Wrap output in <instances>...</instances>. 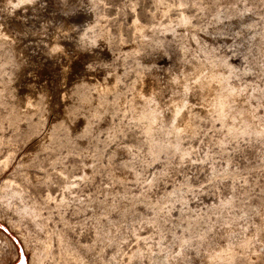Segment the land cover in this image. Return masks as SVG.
<instances>
[{
    "label": "rangeland",
    "instance_id": "obj_1",
    "mask_svg": "<svg viewBox=\"0 0 264 264\" xmlns=\"http://www.w3.org/2000/svg\"><path fill=\"white\" fill-rule=\"evenodd\" d=\"M1 1L0 22L19 46L20 57H24L27 62L25 69L22 68L24 74L21 70V78H18V83L16 81V90L21 96L31 85L33 91L30 93L33 95L46 87L49 91H46L47 102L54 107L50 111L44 110L43 103L37 98L33 111L35 114L27 115L21 124V132L19 130L15 135L17 147L16 143L10 147V151L15 152L13 162L10 161L6 169H0V182L5 177H11L25 189L30 202L33 199L40 204L41 216L49 220L40 232L51 236L53 247L57 246L56 233L62 231L70 241L88 244L92 249L90 255L95 260L114 256L113 264L118 258L116 264H126V258L129 257L126 255L139 246L137 248L143 249L141 264H149L150 248L156 256L170 252L169 255H159L162 264H202L201 256L205 252H213L210 250L215 251L225 242L227 225L219 224V219L220 206L226 204L227 215L233 219L235 227L245 228L246 231L242 230L251 240L245 251L238 245L236 249L234 246L233 250H238L237 253L234 251L238 254L233 260L234 264H264V136L242 134L238 137L225 136L222 140L226 128L222 127L223 131L218 120L200 117L196 110L194 113L197 116L192 118L193 127L196 128H193V134L184 132L180 146L173 148L174 151L163 149L153 155L146 142L147 136L141 130L144 121L134 119L132 109L129 110L132 108V86L139 77L145 81L143 88H147V83L154 80L165 87L169 76L180 73L181 68L188 69L190 62L196 59L205 63L208 58L218 59L223 55L234 67L235 73H232L230 81L240 87L246 86V91L250 93L253 85H262L261 88H264V63L260 62L258 54L264 49V0H167L171 8L166 13L157 10L152 0H35L33 5L29 3V7H24L25 10L21 5L19 8ZM245 4L252 12L244 11ZM183 11L189 18V29L194 33L180 28L178 16ZM94 19L93 29L89 26L84 30L82 26L94 22ZM135 20L146 27L141 33L148 35L138 32V36L134 31ZM171 28L177 30V34ZM103 32L105 36L93 43L95 36ZM63 34L69 37L65 39ZM176 35L178 38L181 36L184 47L180 46ZM57 38L62 43V49L54 53L50 51V46ZM8 45L0 42V66L12 70L16 67V57ZM133 47L137 48L134 50ZM204 47L208 49L204 50ZM62 70H65L64 74ZM110 76L115 77L117 86L114 85L104 95V100L99 96L95 98L92 79L101 81ZM71 88L74 93L72 91L73 96L69 97L68 90ZM169 89L165 91L163 101L168 100L172 90ZM84 93L87 97L90 95L89 99ZM96 99H99L100 104ZM70 101L73 103H70L72 112L70 110V115L67 113L69 118L66 114L65 120L72 122L70 131H66L65 122L62 123L65 126L61 124V109ZM91 102L97 107L91 106ZM118 103L120 106L122 104L119 108ZM74 104L77 111L73 110L76 109ZM258 106L259 113L264 114V106ZM199 107H202L201 104ZM5 112V107L0 106V114L4 115ZM72 113H75L73 117ZM1 126L8 130L7 120H3ZM34 127L35 130L40 129L36 130L38 133ZM47 131L53 135L52 150L38 149L29 165H25V168L18 165L20 156L43 138ZM4 149L0 156L7 152ZM24 171L28 172L29 178ZM83 171L88 172L87 176ZM131 172L135 174L133 178ZM179 185H182V189ZM225 200L231 202L229 206ZM10 208L6 205L2 207L3 217L0 216V264H15L21 259L29 264L30 248L38 245L37 234L19 222L29 246L27 248L15 229L8 224L16 220ZM231 214L237 216L232 217ZM132 218L134 220L131 221ZM105 235L108 239H105ZM181 242L180 247L178 245ZM115 252H119L118 256ZM86 257L87 254L85 257L83 255L84 260ZM172 258L175 261H171ZM42 264H52V261L47 258ZM91 264L97 263L94 261Z\"/></svg>",
    "mask_w": 264,
    "mask_h": 264
},
{
    "label": "bare ground",
    "instance_id": "obj_2",
    "mask_svg": "<svg viewBox=\"0 0 264 264\" xmlns=\"http://www.w3.org/2000/svg\"><path fill=\"white\" fill-rule=\"evenodd\" d=\"M40 1V0H39ZM154 1L155 7H157V10L159 9L161 12H168L170 7V3L167 0H152V2ZM180 2V0H178ZM177 1V2H178ZM185 1V0H184ZM181 1V2H184ZM245 1V0H243ZM3 4H12L14 6H19L21 5V7H23V9L25 10V8L28 6L29 7V3H31L33 5V2H35V0H2L1 1ZM174 2V1H173ZM180 5H182V3H179ZM221 2V1H220ZM225 2V1H224ZM186 3V2H185ZM195 3V2H194ZM227 3V2H226ZM225 3V4H226ZM2 4V5H3ZM30 4V5H31ZM90 4V3H89ZM88 4V5H89ZM94 4V2H93ZM173 4V3H172ZM171 4V6H172ZM177 4V3H176ZM177 4V5H178ZM199 4V3H198ZM222 4V2H221ZM31 5V6H32ZM37 4H35L36 6ZM133 5V4H132ZM13 6V7H14ZM90 6V5H89ZM94 6V5H92ZM179 6V5H178ZM184 6V4H183ZM225 6V5H224ZM227 6V5H226ZM246 6V4H245ZM250 6V5H249ZM4 7V6H3ZM5 7H8L7 5ZM10 7V6H9ZM25 7V8H24ZM33 7V6H32ZM180 7V6H179ZM2 8V7H1ZM20 8V6H19ZM174 8V7H173ZM185 8V7H184ZM243 8V7H241ZM15 9V8H14ZM180 9V8H178ZM238 9V8H237ZM244 9V8H243ZM8 10V9H7ZM226 10V9H225ZM228 10V9H227ZM226 10V11H227ZM247 10H250L252 12L251 8H247V6L245 7V12ZM258 10V9H257ZM179 11V10H178ZM233 10H231L232 12ZM238 11V10H237ZM241 11V9L239 10ZM238 11V14H239ZM243 11V10H242ZM243 11V12H244ZM256 11V9H255ZM9 11H7L8 13ZM229 12V11H228ZM242 12V13H243ZM20 13V12H19ZM18 13V14H19ZM154 13V12H153ZM157 13V12H156ZM163 13V14H164ZM237 13V12H236ZM241 13V12H240ZM254 13V10H253ZM257 13V12H256ZM259 13V12H258ZM257 13V14H258ZM11 14V13H10ZM152 14V13H151ZM216 14V13H215ZM228 14V13H227ZM231 14V13H230ZM261 14V13H260ZM217 15V14H216ZM215 15V17H216ZM225 15V14H224ZM229 15V14H228ZM233 14H231L232 16ZM262 15V14H261ZM24 16V15H23ZM154 16V15H153ZM241 16V14H240ZM7 17V16H6ZM10 17V16H9ZM136 17V16H135ZM180 19V25L182 28V30L187 31V29H189L190 27V23H189V18L188 16L185 14V12H181L180 16H178ZM218 17V15H217ZM216 17V18H217ZM226 17V16H225ZM224 17V18H225ZM230 17V16H229ZM228 17V19H229ZM221 19V17H219ZM232 18V17H231ZM264 18V17H262ZM134 19V18H133ZM132 19V20H133ZM136 19V18H135ZM215 19V18H214ZM219 19V21H220ZM226 19V18H225ZM139 20V19H138ZM218 20V18H217ZM177 21V20H176ZM92 22V23H91ZM179 22V21H178ZM91 23V24H90ZM93 23H95V19L94 22L90 21L89 23H85L83 29L85 30V28L87 27H91L93 29ZM134 24V28L136 31V33L138 34V32L141 33V31H143V29H146V27L144 25H142L140 22L136 21L133 22ZM81 25V24H80ZM79 25V26H80ZM83 25V24H82ZM97 25V23L95 24ZM147 25V24H146ZM76 26V25H75ZM74 28L77 29V26ZM101 26V25H99ZM161 26V25H159ZM165 26V25H164ZM173 26V25H172ZM179 25L177 24V27ZM6 27V26H5ZM102 27V26H101ZM133 27V26H132ZM145 27V28H144ZM173 28V27H172ZM171 28V29H172ZM179 28V29H180ZM194 28V27H193ZM191 27V29H193ZM198 28V27H197ZM80 29V28H79ZM161 29V28H160ZM167 29V28H166ZM165 29V30H166ZM169 29V28H168ZM195 29V28H194ZM87 30V29H86ZM95 30V29H94ZM100 30H103L100 28ZM155 30V28H154ZM164 30V31H165ZM170 30V29H169ZM168 30V31H169ZM190 30V29H189ZM196 30V29H195ZM82 31V30H81ZM107 31V30H106ZM171 31V30H170ZM173 31V29H172ZM175 31L177 32V30H174L173 32L175 33ZM192 31V30H190ZM98 32V31H97ZM193 32V31H192ZM139 33V34H140ZM194 33V32H193ZM196 33V32H195ZM69 34V33H68ZM86 34V33H85ZM107 34V33H105ZM138 34V36H139ZM142 35H144V33H141ZM177 34V33H175ZM174 34V35H175ZM65 35V39L66 38V34ZM141 35V37H142ZM148 35V34H145ZM144 35V36H145ZM179 35V34H178ZM178 35H176L177 39L180 40V46L184 47V41L183 39L181 40L180 37L178 38ZM258 35V34H257ZM60 36V35H59ZM62 36V35H61ZM104 32L103 33H98L97 36H95V38L93 39V43H97L96 41L99 40V38L101 39V37H104ZM143 36V37H144ZM173 36V35H172ZM253 36V35H252ZM64 37V36H63ZM69 37V35L67 36ZM174 37V36H173ZM60 38V37H58ZM54 39L52 41L51 44V49L50 51H54L58 52L60 51V49H62L61 45L62 43L59 41V39ZM196 38V37H195ZM258 38V37H257ZM104 40L106 38H103ZM102 39V41H104ZM140 39V38H139ZM176 40V39H175ZM256 40V39H255ZM62 41V40H61ZM100 41V40H99ZM0 42L9 44L11 46V48L13 49L14 53H15V57H16V67H14V69L12 70H6L3 67L0 66V106H4L6 112L4 113V115L0 114V153L2 152V150L4 148H6L7 152L5 154H3L2 156H0V169H6V167L10 164V161H12V157L14 156L13 151H10V147L12 145H14L16 143V136L21 128V124L23 122H25L24 120L26 119L27 115H29L30 113L32 114L33 111L35 112L34 108H35V103L37 101V98L39 97L40 101L43 103L44 106H42L43 108H45L44 110H48L50 111L52 109V106L47 102V94L46 93V87L41 88L39 90V92L37 93H33V95H31L33 90L31 89V85H28L26 88V91L28 92H24V94H22L21 96L18 94L16 88V81L18 80V78L22 75L21 73L24 74V71L22 70V68L25 67V63L26 59H24V57H20L22 56L21 54L19 55L20 51L18 49L19 46L16 45L14 38L9 35L6 31V29L2 26V23L0 22ZM48 42V41H47ZM258 42V41H257ZM49 44V45H50ZM257 44V43H256ZM8 45V46H9ZM47 46V45H46ZM135 46V45H132ZM187 46V45H186ZM252 46V45H251ZM132 48V47H131ZM134 48V47H133ZM137 48V47H135ZM134 48V50H135ZM208 49L204 47V50ZM46 50V49H45ZM49 50V49H48ZM131 50V49H130ZM184 50V49H181ZM202 50V48H201ZM260 50V49H259ZM137 51V50H136ZM135 51V53H136ZM133 52V51H131ZM130 52V53H131ZM206 53L208 51H205ZM212 52V51H211ZM50 53V52H49ZM210 54V52H208ZM93 54V53H92ZM257 54V53H256ZM260 55V62L264 63V49H262L259 53ZM122 55V53H121ZM120 55V56H121ZM125 55V54H124ZM185 55V54H184ZM202 55V54H201ZM204 55L206 56L207 54L204 53ZM213 55V54H212ZM211 55V56H212ZM93 56V55H92ZM96 56V54H95ZM204 56V58H205ZM210 56V55H209ZM216 56V55H215ZM258 56V55H257ZM124 57V56H123ZM218 57V56H216ZM223 57V55H222ZM221 56L218 59H209L207 56L206 58H208L206 60L205 63H202L201 61H197L193 60L190 62V65H188V69H182L180 70V73H173L171 76H169V78L167 79V82L165 83V87H162L161 84L159 83V81H151L148 84L147 88H143V85L145 83L143 77H139V79L133 84V89H132V96H131V106L130 107V111L132 109V116L134 117V119L136 118L137 120H143L144 121V125H143V130L144 133L146 134V138L148 139V144H149V148L150 151L153 155H156L160 150L162 151L163 149H166V151L173 149L175 147H178L179 143H180V139H181V135H185L183 134L184 132H191L193 134L194 130H193V125L194 123L192 122V118L195 115V111L197 110V114L199 113L200 117L203 118H210V119H215L218 120V122H220V126L222 129V127L226 128V134H222L225 136H229V137H238L239 135L242 134H251L256 136L262 135L264 136V114H260L259 111L257 110V106L258 105H262L264 106V88H261V86L259 85H253L252 88V92H248L246 91V86L244 87H240L236 84H234L232 81H230V77L231 75H233L232 73L234 72V67L227 61L225 60V56L222 58ZM184 58V56H183ZM94 59V58H93ZM185 60V59H184ZM187 60V59H186ZM2 63V61L0 62ZM185 63V62H184ZM4 64V63H3ZM260 66V64H259ZM6 67V66H5ZM184 68V67H183ZM25 69V68H24ZM21 70L23 72H21ZM190 70V71H189ZM21 72V73H20ZM62 73H65V70H62ZM235 73V72H234ZM264 73V72H262ZM21 74V75H20ZM140 75V73L138 74ZM141 76V75H140ZM21 78V77H20ZM26 78V77H25ZM83 78V77H81ZM80 79V78H79ZM78 79V80H79ZM85 79V78H84ZM91 79V78H90ZM137 79V78H136ZM21 80V79H20ZM82 80V79H81ZM80 80V81H81ZM94 80L93 85H94V90H95V98H98V96L100 98H104V95L106 93H108L113 87L114 85H116L115 83L117 81H115V77L114 76H110V78H105L102 79L101 81H97L95 78L92 79ZM100 80V79H99ZM78 81V82H80ZM89 82V83H90ZM18 83V81H17ZM261 83V82H260ZM91 84V83H90ZM132 84V83H131ZM177 86H176V85ZM92 85V84H91ZM45 86V85H44ZM77 86V85H76ZM117 86V85H116ZM115 86V87H116ZM167 86V87H166ZM176 86V87H174ZM33 87V86H32ZM38 87V86H37ZM73 88V87H72ZM72 88L68 90V95L69 97H72ZM92 88V87H91ZM167 88H170L172 90H170V95L168 97L167 101H163L165 99L164 98V93L167 90ZM76 89V88H75ZM74 89V90H75ZM115 89V88H114ZM262 89V90H261ZM21 90V89H20ZM77 90V89H76ZM93 90V91H94ZM55 91V90H54ZM57 91V90H56ZM81 90H79L80 92ZM86 91V90H85ZM84 91V92H85ZM49 92V91H47ZM76 92V91H75ZM78 92V91H77ZM83 92V90H82ZM89 92V91H88ZM114 92V90H113ZM116 92V91H115ZM74 93V91H73ZM81 93V92H80ZM59 94V93H58ZM64 94V93H63ZM85 94V93H84ZM83 94V95H84ZM87 94V91H86ZM85 94V95H86ZM90 94V93H89ZM167 94V93H166ZM175 94V95H174ZM66 95V94H65ZM82 95V96H83ZM93 95V94H92ZM108 95V94H107ZM120 94H118L117 96H119ZM242 95V96H241ZM63 96V95H62ZM81 96V95H80ZM90 96V95H89ZM88 96V97H89ZM116 96V95H115ZM121 96V95H120ZM119 96V98H120ZM168 96V95H167ZM66 97V98H69ZM87 97V95H86ZM85 97V98H86ZM87 97V98H88ZM65 98V96H64ZM86 98V99H87ZM93 98V99H95ZM106 98V97H105ZM104 98V99H105ZM116 98V97H114ZM166 98V97H165ZM72 98H69V100H71ZM83 100H85L84 98H82ZM89 99V98H88ZM103 99V100H104ZM199 99V100H196ZM61 100V99H60ZM68 100V99H65ZM64 100V101H65ZM68 100V101H69ZM91 100V97H90ZM89 100V101H90ZM97 100V99H96ZM99 100V99H98ZM97 100V102H98ZM111 100V99H110ZM114 100V99H113ZM120 100V99H119ZM118 100V101H119ZM123 101V99H121ZM125 100V99H124ZM63 101V102H64ZM129 101V100H128ZM51 102V101H50ZM66 102V101H65ZM100 102V101H99ZM98 102V104H100ZM111 102V101H110ZM115 102V101H114ZM114 102H112V104L114 105ZM120 102V101H119ZM70 103H72L71 101L69 103H65L63 105V109H61V113H63V120L61 121V124L63 122H65L66 131H70L71 129V123L72 120L70 122H67L66 119V114L70 112ZM92 103V102H91ZM103 103H106V101H104ZM117 103V102H116ZM123 103V102H121ZM129 103V102H128ZM53 104V103H52ZM73 104V103H72ZM88 106H90L89 103H87ZM86 104V105H87ZM109 104V103H108ZM107 104V105H108ZM125 104V103H123ZM199 104H201L202 107H199ZM41 105V104H40ZM62 106V103L60 104ZM75 105V104H74ZM73 105V106H74ZM93 105V103L91 104V106ZM105 105V104H103ZM118 108H119V103L117 104ZM129 105V104H127ZM39 106V105H38ZM37 106V107H38ZM87 106V107H88ZM90 106V107H91ZM95 107H97V105H93ZM122 106V104H121ZM120 106V107H121ZM36 107V108H37ZM54 107V106H53ZM72 107V106H71ZM76 107V105H75ZM94 107V108H95ZM99 107V106H98ZM101 107V106H100ZM116 107V106H113ZM259 107V106H258ZM89 108V107H88ZM104 108V106L102 107V109ZM108 108V106H107ZM93 109V108H92ZM123 109V108H122ZM37 110V109H36ZM54 110V109H53ZM74 111H77V107L76 109H73ZM100 110V109H97ZM118 110V109H117ZM125 110V109H124ZM73 111V112H74ZM103 112V110H100V112ZM55 112V111H54ZM72 112V110H71ZM264 112V111H262ZM46 113V111H45ZM94 113V112H93ZM35 114V113H33ZM103 114V113H102ZM43 115V114H42ZM45 115V114H44ZM43 115V116H44ZM70 115V113H69ZM73 115H75V113H72V117ZM131 115V114H130ZM68 116V114H67ZM77 116V115H76ZM131 116V117H132ZM197 116V115H195ZM198 116V119H199ZM29 117H32V115H30ZM71 117V118H72ZM132 117V118H133ZM44 118V117H43ZM41 118V119H43ZM69 118V116H68ZM31 118H29L28 121H30ZM133 119V120H134ZM195 119V117H194ZM3 120H7L9 127L8 130H5L3 128V126H1V122ZM45 120V119H43ZM26 121V122H28ZM69 121V120H68ZM142 121V122H143ZM204 121V120H202ZM210 121V120H209ZM213 121V120H211ZM37 122V121H36ZM137 122V121H136ZM141 122V123H142ZM216 122V121H215ZM40 123H42L40 121ZM37 123V124H40ZM140 123V121H139ZM196 123V122H195ZM213 123V122H212ZM4 124V123H3ZM31 124V123H30ZM36 124V125H37ZM32 125V124H31ZM63 126H65L64 124H62ZM85 125V124H84ZM142 125V124H141ZM5 126V125H4ZM30 126V125H29ZM38 127H40L39 125H37ZM53 126V125H52ZM195 126V125H194ZM32 127V126H31ZM37 127V128H38ZM86 127V125H85ZM36 127H34L35 130ZM31 129V128H30ZM50 129V128H49ZM54 129V128H53ZM196 129V128H194ZM37 130V129H36ZM35 130V131H36ZM40 130V129H38ZM37 130V131H38ZM52 130V128H51ZM223 130V129H222ZM25 131V130H24ZM31 131V130H30ZM33 131V130H32ZM36 131V132H37ZM193 131V132H192ZM224 131V130H223ZM21 132V130H20ZM26 132V131H25ZM34 132V133H36ZM51 132V131H50ZM49 131H47V133L45 134V136L43 138H40V140L34 144H32V147H30V149L28 151H26V153H24L22 156H20L19 160H18V165L20 166H24L25 165H29V163H31L33 161V158L35 157L37 150L41 148H46L44 150H47V148H51L52 150V136L51 133ZM17 133V134H16ZM38 133V132H37ZM20 134V133H19ZM53 134V133H52ZM190 134V133H188ZM23 135V133H22ZM31 135V133H30ZM29 135V137H30ZM33 135V134H32ZM144 135V134H143ZM18 137V136H17ZM23 137V136H22ZM27 139H28V135H26ZM33 137V136H31ZM36 137V135H35ZM261 137V136H260ZM19 138V137H18ZM17 138V139H18ZM220 138V139H221ZM227 138V137H226ZM259 138V137H258ZM224 138H222L223 140ZM229 139V138H228ZM24 140V139H23ZM26 140V138H25ZM51 140V142H50ZM219 140V139H218ZM226 140V139H225ZM29 140L26 141V143ZM24 142V141H23ZM218 142V141H217ZM223 142V141H222ZM225 143V142H224ZM19 144V143H18ZM22 144V143H20ZM221 144V141L220 143ZM223 145V144H222ZM54 146V144H53ZM180 146V145H179ZM221 146V145H220ZM17 147V143L16 146ZM14 147V148H15ZM148 147V146H147ZM54 148V147H53ZM148 148V149H149ZM13 149V148H12ZM168 149V150H167ZM178 149V148H176ZM186 149V148H185ZM5 150V149H4ZM50 150V149H49ZM174 151V149H173ZM183 151V150H182ZM181 151V152H182ZM190 151V150H189ZM176 152H180L177 151ZM4 153V152H3ZM115 153V152H114ZM172 153V152H171ZM174 153V152H173ZM184 153V152H183ZM190 154V153H189ZM188 154V155H189ZM183 155V154H182ZM187 156V155H186ZM13 162V161H12ZM11 162V163H12ZM1 171V170H0ZM4 171V170H3ZM2 172V171H1ZM25 172V171H24ZM84 173V171H83ZM88 173V172H87ZM86 172L84 173L85 175L87 174ZM132 173V172H131ZM134 173H132V178L134 177ZM25 176L28 177V172H25ZM47 176V175H46ZM45 176V177H46ZM87 176V175H86ZM35 177V176H34ZM82 177V176H81ZM116 177H120L117 176ZM29 178V177H28ZM39 178V177H38ZM38 178H35L36 180ZM84 178V177H83ZM87 178V177H86ZM131 178V177H130ZM76 179V178H75ZM80 179V178H79ZM43 180V179H42ZM45 180V178H44ZM38 181V180H37ZM71 182V181H70ZM74 182V181H73ZM70 185V184H69ZM185 185V184H184ZM68 186V185H67ZM180 186V185H179ZM182 186V185H181ZM180 186V187H181ZM72 188V187H71ZM182 189V187H181ZM25 190V189H24ZM23 190V188L19 185V183H17L14 179H11V177H5L3 178V180L0 182V216L3 215L2 213V207H4L6 205V207H11L14 214L16 215V220L14 219V221H9L8 224L11 228L15 229L16 233L19 235V238H21V241H24L26 247H27V242L24 236V233L21 232L20 230V223H23V225L29 229L34 231L37 235H36V243L38 244L37 246H35L34 248H30V256H29V264H42L44 262V260L47 258H49L52 261V264H91L94 261H96L97 264H113V257H109L108 259H104V258H99L95 260V258L91 257L90 254H92L90 252V249L86 244L81 245L80 243H74L72 241L69 240V238H67L65 236L66 233L59 231L56 233L55 236H57V246L53 247L52 245V240H51V236H48L46 233H41L42 230L45 227V223H47L46 217H43V215L41 216V211H40V207L38 205L37 202H34L32 199V202H30L28 200V196L26 195L27 193ZM71 190V189H70ZM174 190V189H173ZM27 191V190H26ZM178 191V190H177ZM173 192V191H171ZM62 199V197H61ZM183 199V197H182ZM65 200V199H64ZM229 200V199H228ZM36 201V200H35ZM138 201H140L138 199ZM149 201V200H147ZM182 201V200H181ZM231 201V200H229ZM60 202V201H59ZM58 202V203H59ZM120 202V201H119ZM133 202V201H129ZM142 202V201H141ZM144 202V201H143ZM186 201H184L185 203ZM227 201L225 200V203ZM57 203V204H58ZM63 204V201L61 200V202ZM125 203V202H124ZM123 203V205H124ZM128 203V204H129ZM151 203V202H150ZM158 203V202H157ZM187 203V202H186ZM221 203V202H220ZM224 203V202H223ZM224 203V204H225ZM228 206L230 205L229 203L231 202H227ZM120 204V203H119ZM132 204V203H131ZM134 204V203H133ZM145 204V203H144ZM148 204V203H147ZM155 206L156 203L154 202ZM159 204V203H158ZM222 204V203H221ZM122 205V206H123ZM146 205V204H145ZM144 205V206H145ZM188 205V204H187ZM226 205V204H225ZM225 205H221L220 206V222L221 225H227L226 227V238H225V242L222 246H220L218 249L214 250H210L213 252H205V254L201 257H203L201 263L202 264H234V259L235 257L238 255L236 254L238 250H233L234 246L238 245V248H242L245 251V247H247L248 243L251 241L248 237H246L245 235V228L239 229L237 227H235V225L233 224V219L227 215L226 212V207ZM56 206V204H55ZM62 206V205H59ZM58 206V208H59ZM120 206V207H122ZM154 206V205H153ZM154 206V207H155ZM117 207V206H116ZM127 207V206H126ZM125 207V209H127ZM130 207V206H129ZM133 207V206H132ZM131 207V208H132ZM148 207V206H146ZM159 207V205H158ZM189 207V206H188ZM10 208V209H11ZM57 208V206H56ZM190 208V207H189ZM6 209V208H5ZM9 209V208H8ZM54 209V208H53ZM118 209H120L118 207ZM218 209V208H217ZM188 210V208H187ZM186 210V211H187ZM190 210V209H189ZM219 210V209H218ZM9 212V211H8ZM124 212V211H121ZM188 213V212H187ZM190 214V213H189ZM229 214V213H228ZM219 215V214H218ZM235 215V214H231ZM189 216V215H187ZM237 216V215H235ZM3 217V216H2ZM142 217V214H141ZM190 217V216H189ZM234 217V216H232ZM1 218V217H0ZM140 218V216H139ZM138 218V219H139ZM156 218V217H155ZM192 218V217H191ZM100 219V218H99ZM134 219H137L134 218ZM133 218L131 219L134 220ZM142 220V218H140ZM195 219V217L193 218ZM236 219V217H235ZM234 219V220H235ZM62 220V219H61ZM144 220V217H143ZM152 220V219H151ZM157 220V218H156ZM159 220V219H158ZM197 220V219H196ZM218 220V221H219ZM64 221V220H63ZM155 221V220H154ZM160 221V220H159ZM157 221V222H159ZM162 221V220H161ZM65 222V221H64ZM195 222V221H194ZM66 223V222H65ZM62 224V223H61ZM155 224V222H154ZM197 224V222L195 223ZM47 225V224H46ZM68 225V224H67ZM98 225V223H97ZM100 225V224H99ZM157 225V224H156ZM66 226V225H65ZM104 226V225H103ZM162 226V225H161ZM164 226V225H163ZM182 226V224H181ZM240 226V225H239ZM62 227V226H61ZM100 227V226H99ZM185 227V226H184ZM188 227V226H187ZM67 228V227H66ZM98 228V227H96ZM103 228V227H102ZM248 228V227H247ZM54 230V228H52ZM62 229V228H61ZM99 229V228H98ZM59 230V229H58ZM182 230H184V228H182ZM185 230H187L185 228ZM41 231V232H40ZM55 231V230H54ZM54 231L52 232L54 235ZM98 231V230H97ZM97 231H95L97 233ZM100 231V230H99ZM98 231V232H99ZM104 232V231H103ZM109 232V231H108ZM159 232V231H158ZM255 232V231H253ZM258 232V231H256ZM99 234V233H98ZM98 234H96L97 236H99ZM103 235V233H101ZM107 234V233H106ZM173 234V233H172ZM175 234V232H174ZM256 234V233H255ZM255 234H253L255 236ZM51 235V234H49ZM176 235V234H175ZM178 235V234H177ZM106 236V237H105ZM105 239L107 238V235H105ZM183 236V235H182ZM258 236V235H257ZM101 237V236H100ZM103 237V236H102ZM110 237V236H109ZM187 237V236H185ZM160 238H163L162 236ZM180 238V237H179ZM178 238V239H179ZM54 239V240H56ZM104 239V238H102ZM252 239V238H251ZM101 240V238H100ZM160 241V239H158ZM182 241V239H180ZM186 240V238H185ZM253 240V239H252ZM173 241V240H172ZM187 241V240H186ZM189 241V240H188ZM174 242V241H173ZM175 242H176V238H175ZM179 242V241H178ZM183 242V241H182ZM179 244L178 246L182 245ZM157 244H160L157 242ZM177 244V243H176ZM186 244V242L184 243ZM250 244V243H249ZM91 246V245H90ZM160 246V245H159ZM29 247V246H28ZM27 247V248H28ZM105 247V246H104ZM136 248L131 251L130 255H126L129 256L128 261L126 264H141L140 258L141 256H143V249L141 250L140 248H137L139 246H135ZM181 247V246H180ZM184 247V246H183ZM55 248V249H54ZM148 248V247H147ZM237 248V246L235 247V249ZM240 248V249H241ZM118 249V247H117ZM117 249H115L114 251H116ZM152 250V248H150ZM150 249L148 250V259H149V264H162V261H160L159 259V254L158 256L154 255ZM180 249V248H179ZM241 249V250H242ZM101 250V249H100ZM99 250V251H100ZM121 250V249H120ZM113 251V252H114ZM154 251V250H153ZM236 253H235V252ZM243 251V252H244ZM253 251V250H252ZM98 252V251H97ZM102 256H103V249H102ZM100 252V253H101ZM112 252V253H113ZM120 252V251H119ZM117 252V253H119ZM146 252V251H145ZM167 252V251H166ZM164 252L163 254L165 255ZM116 253V252H115ZM114 253V254H115ZM116 253V254H117ZM170 253V252H168ZM168 253H166L167 255H169ZM239 253V252H238ZM240 253H242L240 251ZM85 254L88 255V258L86 260H84L83 255L85 257ZM98 254V253H97ZM96 254V255H97ZM115 254V255H116ZM123 254V253H122ZM120 254V255H122ZM157 254V253H156ZM161 254V256L163 255ZM95 255V256H96ZM112 255V254H111ZM166 255V256H167ZM243 255V254H242ZM94 256V257H95ZM98 256V255H97ZM118 256V254H117ZM146 256H147V252H146ZM116 258V256H115ZM163 258V257H162ZM166 259V257H164ZM171 258V256H170ZM169 258V259H170ZM119 259V258H118ZM117 259V260H118ZM164 259V260H165ZM115 264H116V261ZM174 259L172 258L171 261H173ZM124 261V260H123ZM168 261V260H167ZM175 261V260H174ZM119 263V262H118ZM122 263V261H121ZM143 263V262H142ZM176 263V262H175ZM173 263V264H175ZM120 264V263H119ZM164 264V263H163ZM168 264V263H166ZM172 264V263H171Z\"/></svg>",
    "mask_w": 264,
    "mask_h": 264
},
{
    "label": "water",
    "instance_id": "obj_3",
    "mask_svg": "<svg viewBox=\"0 0 264 264\" xmlns=\"http://www.w3.org/2000/svg\"><path fill=\"white\" fill-rule=\"evenodd\" d=\"M15 264H26L25 259H21L19 262L15 263Z\"/></svg>",
    "mask_w": 264,
    "mask_h": 264
}]
</instances>
